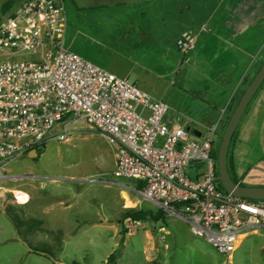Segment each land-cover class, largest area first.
<instances>
[{
  "label": "rangeland",
  "instance_id": "374dc122",
  "mask_svg": "<svg viewBox=\"0 0 264 264\" xmlns=\"http://www.w3.org/2000/svg\"><path fill=\"white\" fill-rule=\"evenodd\" d=\"M9 1L12 8L3 14V6ZM22 1L0 0V21ZM67 1L66 18L72 26L65 31V46L71 45L75 53L91 63L93 59L113 62L121 74L126 72L118 62L123 55L108 38L86 29L76 18L79 13ZM254 35L255 49L264 34ZM260 51L249 76L264 63V42ZM203 54L202 49L187 57L174 52L173 56L178 57L174 68L169 63L163 64L162 69L156 64L145 78L133 73L128 81L164 102L170 108L168 121L183 123L182 119L192 128L199 127L207 123V118L222 116L213 106L222 105L226 89L234 81L226 78L230 73L221 72L223 64ZM223 124L218 125L214 145ZM234 134L229 151L236 178L245 186L264 187V82ZM8 171L11 176L28 177L0 184V264H151L149 260L156 248L161 264L226 262L224 255L204 238L193 235L180 218L167 216L168 233L156 246L149 224L127 233L124 224L119 223L125 213L124 194L130 201L140 200V208L156 211V207L131 191L136 180L112 175L113 149L82 121L70 126L67 140L49 141L39 157L23 156L10 164ZM14 191L25 192L28 202L19 204ZM165 243L168 250L164 249ZM112 254L114 259L109 262ZM231 263L264 264V228L244 238L232 254Z\"/></svg>",
  "mask_w": 264,
  "mask_h": 264
},
{
  "label": "built area",
  "instance_id": "2783aa9c",
  "mask_svg": "<svg viewBox=\"0 0 264 264\" xmlns=\"http://www.w3.org/2000/svg\"><path fill=\"white\" fill-rule=\"evenodd\" d=\"M66 23L65 0H23L0 21V184L27 178L11 176L9 165L67 140L82 121L113 149L115 178L143 182V200L184 220L232 264L240 236L264 228V200L218 188V123L200 125L206 136L196 141L185 125L168 121L164 102L67 50ZM177 46L186 54L195 37L185 32ZM142 225L124 220L127 233ZM158 233L164 241L165 228Z\"/></svg>",
  "mask_w": 264,
  "mask_h": 264
},
{
  "label": "crops",
  "instance_id": "0c3cea01",
  "mask_svg": "<svg viewBox=\"0 0 264 264\" xmlns=\"http://www.w3.org/2000/svg\"><path fill=\"white\" fill-rule=\"evenodd\" d=\"M67 3L74 7L76 14L79 13L76 18L86 25V29L89 28L102 38H108L110 44L123 55L118 60L126 71L122 74L118 65L113 62L91 60L94 65L119 78L129 80L133 73L137 76L142 74L145 78L156 68V64H160L161 69L165 63L171 64L174 68L178 60L177 56H173L174 52L187 57L192 52L202 49L204 54L214 58L213 62L223 64L220 66L221 72H225L226 75L230 73L226 78L234 81L226 89L227 94L223 97L222 105L213 106V109L222 116L207 118L205 120L207 123L203 124L205 126L214 125L216 122L220 125L224 122L227 108L243 79L252 77L249 73L260 57V48L264 42V40L257 42L255 49L252 46L253 40L257 37L254 34L259 32L264 34V0H68ZM71 26L72 22L67 19L65 31L67 29L69 31ZM185 32H190L195 37L194 49L186 54L180 52L177 46L178 39ZM65 48L75 53L71 45ZM259 67L260 65L255 68L254 73ZM216 116L219 119L216 120ZM181 121L183 123H178L189 128L194 139L202 141L205 138V133L199 127L192 128L187 121L182 119ZM115 163L114 153V168ZM191 176H196L195 170H192ZM137 185L135 181L134 187L131 188L132 192L140 191ZM123 197L124 210L153 211L151 208H140V200L130 201L126 194ZM150 204L156 207V211L160 210L156 205ZM169 221L165 215V224L159 221L156 225L154 222L149 225L152 228L151 239L155 246L159 240L158 229L166 228ZM160 222L161 225L158 226ZM166 233L168 232L165 231L164 235ZM251 234L256 232L240 236L238 246ZM164 249L168 250L169 245ZM157 254L158 248L154 250V257L149 263L155 261L161 264Z\"/></svg>",
  "mask_w": 264,
  "mask_h": 264
},
{
  "label": "water",
  "instance_id": "95a60500",
  "mask_svg": "<svg viewBox=\"0 0 264 264\" xmlns=\"http://www.w3.org/2000/svg\"><path fill=\"white\" fill-rule=\"evenodd\" d=\"M264 82V63L260 66L258 72L253 77L252 81L246 87L242 96L240 97L237 106L224 130L220 146L218 149L217 155V173L218 181L221 183L223 189L226 192L232 193L234 196L239 198L251 199V200H264V187H249L242 186L239 183H235L228 170V153L232 138L234 133L240 123L242 116L245 113V110L255 95L259 90L260 86ZM190 130L189 128L187 129ZM38 157V151H31V154L28 155V158ZM161 225V222L158 226ZM155 235V232H154Z\"/></svg>",
  "mask_w": 264,
  "mask_h": 264
},
{
  "label": "trees",
  "instance_id": "16d2710c",
  "mask_svg": "<svg viewBox=\"0 0 264 264\" xmlns=\"http://www.w3.org/2000/svg\"><path fill=\"white\" fill-rule=\"evenodd\" d=\"M19 5L20 4H18L15 8H17ZM11 8H12V2L9 1L3 6V9H2L3 14H6ZM259 68L256 70V72L254 73V75L252 77H248V78L243 79L240 88L238 89L236 95L232 98V100H231V102L227 108L226 118L223 122L224 124H223L222 131L220 133V136L218 138L216 145H214V147H213V158L215 160V172H216L217 178H218V173H217L216 161H217L218 149L220 146L222 135L224 133V130H225L236 106H237V103H238L240 97L242 96L246 87L252 81L253 77L258 72ZM234 137H235V134L232 138V141L234 140ZM232 141H231V143H232ZM42 150H37L38 151V157L41 155ZM228 170H229V173H230L232 180L235 183H239L240 185L245 186L236 178L234 165H233V159H232V156L230 155V151L228 153ZM136 182L138 183L137 189L142 190L144 187L143 182L138 181V180H136ZM217 186L219 189L224 190L221 183L218 180H217ZM127 218H131L133 221H141L143 223H148L149 225L151 224V222H154V225H156L159 221H161L163 224L166 223L165 222V214L162 210L150 211V210H142V209H127V210H125L123 217L120 219V223L122 224L123 221ZM113 259H114V254L110 255L109 262L113 261ZM151 264H158V263L154 261Z\"/></svg>",
  "mask_w": 264,
  "mask_h": 264
},
{
  "label": "bare ground",
  "instance_id": "6f19581e",
  "mask_svg": "<svg viewBox=\"0 0 264 264\" xmlns=\"http://www.w3.org/2000/svg\"><path fill=\"white\" fill-rule=\"evenodd\" d=\"M15 197L19 204H25L29 200V196L22 191H14Z\"/></svg>",
  "mask_w": 264,
  "mask_h": 264
}]
</instances>
